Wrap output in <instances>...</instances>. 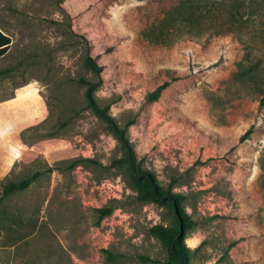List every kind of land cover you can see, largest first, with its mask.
<instances>
[{"label": "rangeland", "instance_id": "374dc122", "mask_svg": "<svg viewBox=\"0 0 264 264\" xmlns=\"http://www.w3.org/2000/svg\"><path fill=\"white\" fill-rule=\"evenodd\" d=\"M10 3L0 97L34 80L49 114L22 135L36 143L28 160L0 181V264H164L169 247L149 228L176 223L169 194L190 219L188 264H264V0ZM81 79L98 81L95 101L124 127L133 171ZM135 169L156 191L143 193Z\"/></svg>", "mask_w": 264, "mask_h": 264}, {"label": "trees", "instance_id": "16d2710c", "mask_svg": "<svg viewBox=\"0 0 264 264\" xmlns=\"http://www.w3.org/2000/svg\"><path fill=\"white\" fill-rule=\"evenodd\" d=\"M10 44V37L4 34L0 30V56L6 52ZM85 64L88 66L97 76L100 75L102 67L91 57L85 58ZM9 68L0 69V74L8 72ZM81 84L85 85L84 94L87 100L88 106L91 108L93 113L99 118L103 119L112 133L120 142L123 151L125 153L126 159L131 163V170L133 171L134 164V153L132 147L129 143L128 138L125 136L124 127H119L110 114L107 111V107H100L94 98V90L98 84V81H88L85 79L80 80ZM168 85V82H162L156 86L154 90H152L148 94V100H156L161 91ZM260 106L264 104V99L260 100ZM252 132V125L248 127L239 137V140H244L250 133ZM133 168V169H132ZM37 176V172L33 173L31 176L25 177L24 179L16 182L9 181L5 183L4 186V194L12 193L16 190L23 189L27 187L31 181ZM134 176L136 178H145L149 182V188H144L143 193L148 195L152 190L154 192V176L148 170L143 169H135ZM143 188V187H142ZM141 188V189H142ZM156 191V190H155ZM161 192V191H160ZM164 192H161L163 194ZM166 194V193H165ZM164 194V195H165ZM171 198V202L174 206V215L176 218V223L171 226H164L160 224L152 225L149 230L156 237L163 240L167 243L169 247V259L164 264H188V255L190 252V248L184 242L186 236V227L190 223V219L187 217L186 213L178 207V202L181 198V195H168ZM100 216H104L110 212V209L100 208Z\"/></svg>", "mask_w": 264, "mask_h": 264}, {"label": "crops", "instance_id": "0c3cea01", "mask_svg": "<svg viewBox=\"0 0 264 264\" xmlns=\"http://www.w3.org/2000/svg\"><path fill=\"white\" fill-rule=\"evenodd\" d=\"M12 10L10 0H0V30L10 37L9 47L1 56L6 55L14 44L9 14ZM9 85L11 86L9 94L0 97V181L7 177L17 162L23 160L24 152L32 151L36 144L25 142L22 135L29 129L39 126L49 114V106L34 80L27 78ZM3 132L6 135H2ZM47 145H40L41 152L44 153L45 150L48 152ZM28 158L24 157L27 160Z\"/></svg>", "mask_w": 264, "mask_h": 264}]
</instances>
